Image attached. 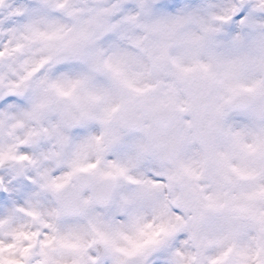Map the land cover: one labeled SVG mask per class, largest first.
I'll return each instance as SVG.
<instances>
[{"label":"clouds","instance_id":"clouds-1","mask_svg":"<svg viewBox=\"0 0 264 264\" xmlns=\"http://www.w3.org/2000/svg\"><path fill=\"white\" fill-rule=\"evenodd\" d=\"M261 133L264 0H0L5 257L264 261Z\"/></svg>","mask_w":264,"mask_h":264},{"label":"snow or ice","instance_id":"snow-or-ice-1","mask_svg":"<svg viewBox=\"0 0 264 264\" xmlns=\"http://www.w3.org/2000/svg\"><path fill=\"white\" fill-rule=\"evenodd\" d=\"M239 135V134H237ZM255 142L257 144L258 147H264V133L258 134L254 136ZM245 147H250L248 145H245ZM234 171H236V169H234ZM264 195V187H262L258 193L256 192H252L247 194L244 199L246 200H252L255 199L258 196ZM250 219L257 223L262 225L259 229V231L264 232V219L262 218H258L255 216L250 217ZM250 234V233H249ZM45 243H47V241H45ZM32 245L27 246V247H23V248H19V254L20 257H22L23 259H17L14 256H9V257H5L3 255V253L5 251H15L17 250L16 245L14 244H0V264H31V255H32V250H33ZM231 249H229L230 251ZM251 252V259L253 261H255V264H264V261H261L258 259V257L260 256V246H259V242H257L256 247L253 249L251 248V246L242 249L240 252V255L244 257V262L245 264H247L248 259H249V253ZM43 255V253H41ZM227 253H224V255H226ZM46 260L47 257H45V260L40 261L39 264H46ZM213 264H216V261H213Z\"/></svg>","mask_w":264,"mask_h":264}]
</instances>
